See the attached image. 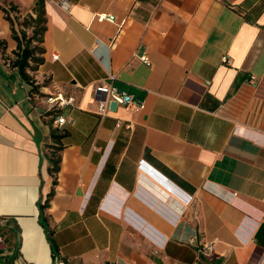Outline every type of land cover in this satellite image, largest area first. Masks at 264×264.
Masks as SVG:
<instances>
[{"label": "crops", "instance_id": "crops-1", "mask_svg": "<svg viewBox=\"0 0 264 264\" xmlns=\"http://www.w3.org/2000/svg\"><path fill=\"white\" fill-rule=\"evenodd\" d=\"M36 1L0 4L24 15ZM45 8V60L29 72L75 106L62 126L33 109L0 8V264H264V0ZM102 81L144 106L101 115ZM53 189L49 234L38 202Z\"/></svg>", "mask_w": 264, "mask_h": 264}, {"label": "trees", "instance_id": "trees-1", "mask_svg": "<svg viewBox=\"0 0 264 264\" xmlns=\"http://www.w3.org/2000/svg\"><path fill=\"white\" fill-rule=\"evenodd\" d=\"M0 8L5 11L7 19L11 22L13 37L18 42V48L14 52L16 58L12 61V66L17 68L21 79L24 80L27 85H30L28 94L39 92L38 85L35 84V80L29 71L37 70L39 65H41L45 60L43 55L45 52V48L43 46L44 33L47 29L45 0H37L35 7L33 8V12H28L24 15L21 13L19 7L14 4H11L9 8L0 4ZM11 11L17 13V20H19L18 16L23 15V21L17 22L15 17L11 15ZM16 22L19 27L16 26ZM28 29H32L31 34L28 33ZM0 45L6 46V42L0 40ZM52 136L56 144L53 147L54 151L51 157L52 165L49 168V171L53 176H55L54 184L56 185V174L60 170L61 156L59 154L57 155L55 150H61L62 145L60 142L64 135L59 133L57 128H53ZM54 193L55 189L50 192L45 203H41V201L38 202V206L40 208V223L49 234L50 225L48 217L45 215V208L50 205V199Z\"/></svg>", "mask_w": 264, "mask_h": 264}, {"label": "built area", "instance_id": "built-area-1", "mask_svg": "<svg viewBox=\"0 0 264 264\" xmlns=\"http://www.w3.org/2000/svg\"><path fill=\"white\" fill-rule=\"evenodd\" d=\"M65 7H68L67 3H63ZM98 19H111L115 20L114 17H108L106 15H99ZM141 60L149 63V58L146 55L139 56ZM53 59H59V53H53ZM228 61V58H226ZM110 78H114L113 75H110ZM96 92L98 94L106 95V101L100 105V113L101 115H105L108 104L112 101H116L118 104L122 103L127 106H135L137 108H142L144 105L143 103H136L134 98L131 94H124L119 90V88L113 85L109 81H102L99 83L96 88ZM28 98L32 101H37L33 104V109L36 110L40 117H53V122L56 126H62L64 123L67 122L68 117L63 114V110L67 106H75V99L73 97L66 96L62 91H57L54 93L47 94L45 97L39 95L38 92H33L28 94ZM39 102H44L45 106L41 107ZM213 252V245L211 243H205L200 250L201 255L210 256Z\"/></svg>", "mask_w": 264, "mask_h": 264}, {"label": "water", "instance_id": "water-1", "mask_svg": "<svg viewBox=\"0 0 264 264\" xmlns=\"http://www.w3.org/2000/svg\"><path fill=\"white\" fill-rule=\"evenodd\" d=\"M106 97V96H105ZM117 106H118V103L116 102V101H112L111 103H110V107H111V109H116L117 108Z\"/></svg>", "mask_w": 264, "mask_h": 264}, {"label": "rangeland", "instance_id": "rangeland-1", "mask_svg": "<svg viewBox=\"0 0 264 264\" xmlns=\"http://www.w3.org/2000/svg\"><path fill=\"white\" fill-rule=\"evenodd\" d=\"M14 17H15V20H16L17 22L23 21V15L18 16V17H19V20H17V15H15ZM55 151H56L55 153L58 154V150H55Z\"/></svg>", "mask_w": 264, "mask_h": 264}]
</instances>
